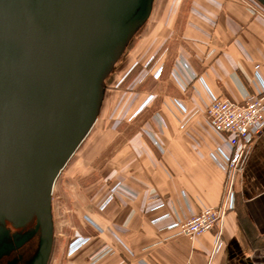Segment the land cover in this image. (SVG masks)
Returning a JSON list of instances; mask_svg holds the SVG:
<instances>
[{
	"label": "crops",
	"instance_id": "0c3cea01",
	"mask_svg": "<svg viewBox=\"0 0 264 264\" xmlns=\"http://www.w3.org/2000/svg\"><path fill=\"white\" fill-rule=\"evenodd\" d=\"M155 17L156 35L135 52L152 77L126 92L134 102L123 108L127 115L138 110L133 117L143 125L107 164L105 172L117 175L111 199H104L108 192L86 227L73 231L85 242L72 251V240L60 244L54 264H264V128L247 144L234 207L221 226L193 240L169 227L223 199L227 172L216 150L228 154L230 147L209 126L206 106L212 95L240 101L264 93V7L176 0ZM160 77L169 84L152 85ZM124 121L121 130L129 132ZM110 245L115 251L91 259Z\"/></svg>",
	"mask_w": 264,
	"mask_h": 264
},
{
	"label": "water",
	"instance_id": "95a60500",
	"mask_svg": "<svg viewBox=\"0 0 264 264\" xmlns=\"http://www.w3.org/2000/svg\"><path fill=\"white\" fill-rule=\"evenodd\" d=\"M154 1L0 0V264H48L55 181Z\"/></svg>",
	"mask_w": 264,
	"mask_h": 264
},
{
	"label": "rangeland",
	"instance_id": "374dc122",
	"mask_svg": "<svg viewBox=\"0 0 264 264\" xmlns=\"http://www.w3.org/2000/svg\"><path fill=\"white\" fill-rule=\"evenodd\" d=\"M175 1H154L151 16L135 34L122 58L106 80L103 100L96 122L55 181L51 201L53 246L48 264H54L55 254L60 244L62 245L67 240H69L68 243L71 240L74 241V230L81 225L86 227L87 215L93 216L92 214L97 211L101 198L109 192L104 199L110 200L112 191H115L117 185L115 177L117 175L111 176L105 172L107 164H109V160L115 151L122 147L128 133L137 132L143 125V118L134 119L138 110L131 115H127L125 109L123 110L125 106L127 110V106L134 102L131 98L132 93L129 96L126 92L136 91L138 85L148 83L145 82L146 79L152 77L150 67L144 68L143 65L146 64L138 60L135 52L141 44L140 40H147V38L156 35L150 33V26L157 19L155 17L157 12L174 4ZM147 33L149 34L148 37ZM151 51H153L152 47H150L148 54ZM165 79L168 81L161 83L160 81L163 80L160 77L158 80H154L156 82H152V85L157 83L169 84V79ZM123 121L127 124L129 122V132L127 130L122 132ZM110 248L115 251L113 246L110 245ZM99 249L94 250V252ZM90 256L91 254L88 257Z\"/></svg>",
	"mask_w": 264,
	"mask_h": 264
},
{
	"label": "built area",
	"instance_id": "2783aa9c",
	"mask_svg": "<svg viewBox=\"0 0 264 264\" xmlns=\"http://www.w3.org/2000/svg\"><path fill=\"white\" fill-rule=\"evenodd\" d=\"M160 73L161 67H158L154 76L158 78ZM206 115L211 129L222 136L230 147L228 154L223 153L220 148L216 150L224 160L227 184L223 199L218 206L203 207L185 220H177L169 225L177 234L184 235L190 240L216 226L220 227L225 213L233 209V182L240 169L242 156L248 142L264 128V93H247L240 101L212 95L206 106ZM85 239V237L76 238L69 248L70 251L77 248ZM110 251L111 248L105 247L95 253L91 259Z\"/></svg>",
	"mask_w": 264,
	"mask_h": 264
},
{
	"label": "flooded vegetation",
	"instance_id": "af4514ba",
	"mask_svg": "<svg viewBox=\"0 0 264 264\" xmlns=\"http://www.w3.org/2000/svg\"><path fill=\"white\" fill-rule=\"evenodd\" d=\"M33 249V246L31 247V250ZM30 249H27V250H25L24 252H23V254L24 255H28L29 254V252L31 251ZM13 258V255H10V256H8V257H6L5 259H4V261L2 262V264H7V262L9 261V260H11ZM16 264H19V263H16Z\"/></svg>",
	"mask_w": 264,
	"mask_h": 264
}]
</instances>
